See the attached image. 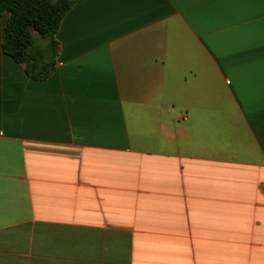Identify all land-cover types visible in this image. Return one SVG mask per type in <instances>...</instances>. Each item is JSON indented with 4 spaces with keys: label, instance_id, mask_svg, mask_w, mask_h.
<instances>
[{
    "label": "crops",
    "instance_id": "crops-1",
    "mask_svg": "<svg viewBox=\"0 0 264 264\" xmlns=\"http://www.w3.org/2000/svg\"><path fill=\"white\" fill-rule=\"evenodd\" d=\"M6 16L0 264H264V0H80L42 81Z\"/></svg>",
    "mask_w": 264,
    "mask_h": 264
},
{
    "label": "trees",
    "instance_id": "trees-1",
    "mask_svg": "<svg viewBox=\"0 0 264 264\" xmlns=\"http://www.w3.org/2000/svg\"><path fill=\"white\" fill-rule=\"evenodd\" d=\"M80 0H0L6 14L2 50L22 64L27 77L42 81L55 71V34L68 9Z\"/></svg>",
    "mask_w": 264,
    "mask_h": 264
}]
</instances>
